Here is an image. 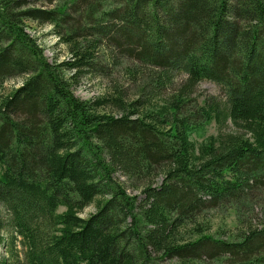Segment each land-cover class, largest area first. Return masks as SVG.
Segmentation results:
<instances>
[{"label":"trees","instance_id":"obj_1","mask_svg":"<svg viewBox=\"0 0 264 264\" xmlns=\"http://www.w3.org/2000/svg\"><path fill=\"white\" fill-rule=\"evenodd\" d=\"M123 61L133 93L76 96ZM202 81L223 98L199 104ZM230 210L234 229L207 216ZM5 244L0 264H264V0H0Z\"/></svg>","mask_w":264,"mask_h":264},{"label":"rangeland","instance_id":"obj_2","mask_svg":"<svg viewBox=\"0 0 264 264\" xmlns=\"http://www.w3.org/2000/svg\"><path fill=\"white\" fill-rule=\"evenodd\" d=\"M41 6L40 4H37ZM27 31L37 39L38 43L44 50L46 58L53 62H61L69 57L68 48L60 43L58 37L54 34L51 25L41 24L34 21H26ZM131 64V61H123L122 65L114 70V74L111 77H95L90 75H85L79 80V84L75 88V94L77 97L83 100H91L102 96L106 90L112 88L116 83L119 86H124L129 93H133L135 90L134 81L132 76L127 74L126 66ZM183 78V77H181ZM179 80H182V79ZM22 80H17L14 82H9L5 85L6 93L9 92L13 87H19ZM223 90L213 82L202 81L195 91L194 97L198 100L199 104H202L204 100L212 99H222ZM226 129V128H225ZM223 129V130H225ZM220 132L217 124L213 121L209 123L204 128L195 131L192 135V139L197 143L201 144L208 141L212 136H217ZM123 180H126L122 177ZM65 208H60V212H63ZM95 209L93 207L88 208L84 216L93 213ZM259 214L261 213L260 208L257 210ZM207 216L213 219L216 226L222 224L224 227L229 229H234L237 225L236 212L234 210L230 211H209ZM216 228H214L215 230ZM8 258V247L6 244L2 247L0 251V259ZM172 264V263H171Z\"/></svg>","mask_w":264,"mask_h":264},{"label":"bare ground","instance_id":"obj_3","mask_svg":"<svg viewBox=\"0 0 264 264\" xmlns=\"http://www.w3.org/2000/svg\"><path fill=\"white\" fill-rule=\"evenodd\" d=\"M242 227V226H241Z\"/></svg>","mask_w":264,"mask_h":264}]
</instances>
